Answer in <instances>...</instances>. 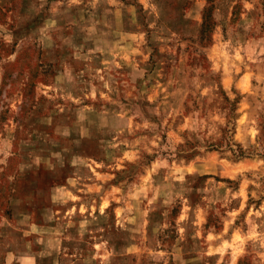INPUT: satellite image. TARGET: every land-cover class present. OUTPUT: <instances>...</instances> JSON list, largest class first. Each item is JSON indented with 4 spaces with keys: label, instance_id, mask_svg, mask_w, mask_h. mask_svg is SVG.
<instances>
[{
    "label": "rangeland",
    "instance_id": "rangeland-1",
    "mask_svg": "<svg viewBox=\"0 0 264 264\" xmlns=\"http://www.w3.org/2000/svg\"><path fill=\"white\" fill-rule=\"evenodd\" d=\"M207 5L0 0V264H264V0Z\"/></svg>",
    "mask_w": 264,
    "mask_h": 264
},
{
    "label": "trees",
    "instance_id": "trees-1",
    "mask_svg": "<svg viewBox=\"0 0 264 264\" xmlns=\"http://www.w3.org/2000/svg\"><path fill=\"white\" fill-rule=\"evenodd\" d=\"M208 5L207 7L204 9V13H203V18H204V21H203V24H202V31L201 33L204 34L206 33L207 31H209V29H212L213 27V24L215 23L213 21V10H214V7H215V2L217 0H206ZM213 21V22H212ZM226 145H230L229 142H226ZM209 147H212L211 150H217V147L219 148L220 146L219 145H211ZM230 147V146H228ZM230 151L233 153V155L235 157H241L244 155V151L242 148H239L238 146V150H234L233 148H230Z\"/></svg>",
    "mask_w": 264,
    "mask_h": 264
}]
</instances>
